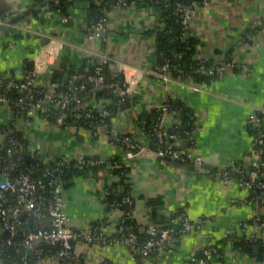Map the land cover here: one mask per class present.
I'll use <instances>...</instances> for the list:
<instances>
[{"label":"crops","instance_id":"1","mask_svg":"<svg viewBox=\"0 0 264 264\" xmlns=\"http://www.w3.org/2000/svg\"><path fill=\"white\" fill-rule=\"evenodd\" d=\"M131 1L128 8H108L107 31L104 37L93 41L87 40L86 30L102 13L98 8L85 11V0L74 2L66 14L68 21L49 9L13 24L16 33L22 36L20 39H12L16 33L5 37L10 27L0 32V74H9L14 68L31 70L27 62L44 46L39 39H31L30 34L22 31L35 30L57 40L51 45L52 54L46 56V71L36 78L39 85L50 87L47 76L64 60L73 68H80L84 63L99 62L103 56H109L111 69L125 67L121 74L128 88L124 94L128 103L111 118L109 131L101 127L95 134L82 128L60 127L41 116L13 115L7 105H0V129L13 122L27 140L28 148L37 152L46 164L58 158L93 157L107 161L95 173L75 176L64 184L62 195L69 229L92 232L97 224L109 234L116 232L125 211L112 208L106 200L107 186L111 184L116 193H127L132 198L128 215L142 231L150 226L159 228L180 210L196 222L189 233L174 236L168 250L154 252L142 263L119 242L112 245L72 242L73 254L83 261L192 264L190 256L213 246L215 253L208 264H264V226L254 223L258 217L264 221V194L247 188L242 180L253 161H264L255 151L254 137L248 130L249 117L264 105V0H206L193 10L190 32L201 41L195 58L209 61L206 74L226 59L235 64L222 76L199 84L153 77L152 30L158 14L150 5ZM30 5H35L33 0H0L1 11L17 14L20 7ZM167 100L181 103L195 123L193 128L183 131L181 117L166 113L163 125L168 140L184 152L199 156L202 160L199 167L157 158L149 137L135 122L139 115ZM82 102L96 111L109 104L93 93ZM111 134L129 135L143 149L128 158ZM3 140L0 132V143ZM115 155L121 156L120 161L128 168L125 177L113 172L116 162L109 160ZM200 219L203 221L199 222ZM37 227H50V218L42 217ZM217 241L222 244L220 253ZM236 241L259 245V254L253 248L248 253L242 247H234ZM53 254L48 252L37 264H61V259Z\"/></svg>","mask_w":264,"mask_h":264},{"label":"built area","instance_id":"2","mask_svg":"<svg viewBox=\"0 0 264 264\" xmlns=\"http://www.w3.org/2000/svg\"><path fill=\"white\" fill-rule=\"evenodd\" d=\"M52 0H47L44 4H50ZM57 2L58 0H54ZM86 1V0H85ZM111 2V3H110ZM94 0V5L96 8L100 9L102 15L99 20L90 22L86 30L87 40L93 41L104 37L107 31V17L106 11L109 4L111 6H116L120 8H128L132 5V1L127 0ZM43 4V5H44ZM71 7H74L71 6ZM89 3L86 1L84 10L88 11ZM178 10L182 12L183 19L181 23L183 24L184 30L187 32L191 29L190 18L192 15V10L178 5ZM53 12V11H51ZM56 14H62L63 21H68V16L66 14L60 13L58 10L54 11ZM17 15V12H10L7 14H0V23H7L11 18ZM15 25H10L9 33L6 38L11 36V34L16 33L14 29ZM25 29L28 26L24 27ZM23 33L30 34H42L32 30L30 32L22 31ZM58 43L56 39L49 38L46 45L41 46L31 57L32 68L29 71H25L22 68H14L8 74H0V105H7L10 103L9 98L6 93L11 90H20L25 93V96L19 98L16 101L17 106L20 107L22 111V116L34 117L41 116L44 117L51 106L56 107L58 111V116L54 121L57 126H63L66 124L65 120L70 113L77 112L80 113L84 118L92 119L94 116V109L83 105L82 99L78 97L80 92L92 88V90L102 89L105 86V78L103 75V67L108 65L111 68L110 57L103 56L102 59L96 63L93 73H86L76 71L69 78L65 84L66 91L62 94H56L53 90L46 91L43 93V97L40 100H33V92L37 86L36 78L38 75L44 73L47 69V55H51V45ZM235 66L234 62L230 59H226L221 62L220 66L215 68L214 71H210V74L215 73V75L222 76L227 70L232 69ZM167 68V64L163 66V69ZM203 70H205L203 68ZM117 73L125 72V67H121L119 70H113ZM206 71V70H205ZM152 74L160 80L170 79L166 74H161L158 71H153ZM187 80H191L190 77ZM128 88L119 91V94L124 98V94ZM118 103L122 104V101ZM163 112L166 114V107L162 108ZM101 118L99 124L95 127L93 133H97L102 127L101 124L105 122V118L110 115V111L105 107L102 110L96 111ZM45 118V117H44ZM163 118L161 117L153 127V138L155 139V155L157 158L161 159H171L176 162L184 164L186 162L193 164L196 167L202 165V160L199 156L192 155L188 152H184L178 147L174 146L172 143L165 144L168 140V136L165 132L163 125ZM264 105L257 108L256 112L253 113L249 119V124H255L257 127L256 135L254 136V144L262 145L264 143ZM9 133L4 131L2 133L3 137L7 136ZM112 140L120 144L124 151L126 157H133L138 154L142 149L138 142L132 139L130 136H123L119 138L117 135H112ZM11 146L7 148V152L10 157H13L16 153V149L22 147V142L16 138H9ZM169 141V140H168ZM170 142V141H169ZM59 162L63 165H70L73 163L75 166L81 167L85 162L82 159L79 160H69L66 158H60ZM90 164H100L107 163L106 161H101L99 159L91 160ZM108 164V163H107ZM124 165V164H123ZM264 163L260 160L253 161L246 177H242L244 185L249 189H256L264 194V179L261 177L260 170ZM115 167L119 166L116 163ZM47 167V166H46ZM15 164L8 166V168L0 171V222L1 227L5 229L9 237L3 239L0 236V248L4 246H14L15 249L20 253L24 250V254H19L18 264H30L29 261L34 258H39L41 254L40 244L45 242L50 245L51 253L56 255L61 259V264H89L82 259L78 258L73 254L72 242H86V243H98L112 245L117 242L124 244L131 253L136 256L138 263L146 261V259L154 252L166 251L167 246L170 245L171 239L175 234H185L192 231L193 226L196 222H193L185 211H179L173 214L169 218V227L160 229L156 226H150L149 231L152 233H157L159 236L157 238H150L149 240L140 242L136 234L131 231H124L123 224L120 223L117 227L119 229L118 233L109 234L106 232L101 225L93 227L92 232H83L80 230H72L67 228L68 216L66 212V201L62 195L61 179L59 176L60 172L56 168L47 167L46 173L51 176H55L54 181L49 184L52 186L51 197L46 198L41 193L38 192V187L36 183L32 180L30 173L32 170L20 173L15 179L10 177V172L14 170ZM59 172V173H58ZM122 177L126 176V173L120 174ZM227 172L224 176L227 178ZM2 176L4 178H2ZM44 187V186H41ZM130 202V198L125 196L121 201L110 202L109 205L112 208L120 209L122 203ZM122 209V208H121ZM25 213L27 217L41 218L46 216L50 218V227H37L34 229L22 228V232L19 233V226H21L24 221L20 219V215ZM128 214V212H124ZM122 221V220H121ZM203 220L200 219L199 222ZM260 218H255L254 223L258 226H264V223L260 222ZM179 224V225H178ZM178 228V229H177ZM123 230V231H122ZM59 242V248H55V242ZM215 253V248L213 246L205 247L202 256H196L193 254L189 258V262L192 264H208L213 254ZM42 257V254H41ZM40 260V259H39ZM1 264H5L0 262ZM102 264H108L104 262Z\"/></svg>","mask_w":264,"mask_h":264},{"label":"trees","instance_id":"3","mask_svg":"<svg viewBox=\"0 0 264 264\" xmlns=\"http://www.w3.org/2000/svg\"><path fill=\"white\" fill-rule=\"evenodd\" d=\"M76 0H58L55 2L54 0L51 1L52 8L51 11H59L60 13L67 14L71 6L74 5ZM89 3V11H92L93 8H96L94 5V0H86ZM109 2L112 0H108ZM131 1V0H127ZM206 0H136L134 1L137 5H150L155 8L158 14V19L155 23V27L153 28V34L155 35V64H154V71H158L161 74H166L169 78L175 79H183L187 80L188 77L195 83H205L213 79L216 75L213 74H206L205 70H208L210 67L209 61L205 60H198L195 58L196 49L198 46L201 45V41L191 35L190 30L187 32L184 30L183 24L181 23L183 16L182 12L178 10V5L183 7H187L192 11L199 5L203 4ZM44 2L47 0H33L35 5H43ZM111 3V2H110ZM109 8V4L107 9ZM10 13L9 11H1L0 14H7ZM22 36L19 34H15L12 36V39H20ZM8 43H11L8 41ZM97 62L83 64L80 68H73L66 60L62 61L56 68L52 69L50 74L47 76L50 80V87L47 84L36 86V92H33V100L37 101L43 97V93L49 90H53L56 94H62L66 91L65 84L67 82V78H69L73 73L76 71L86 72V73H93L94 67ZM167 64V68L163 69V66ZM203 68L205 70H203ZM104 75V82L105 86L102 89L92 90V88H88L85 91L80 92L78 97L83 99L86 95L91 93L94 94L97 98H103L109 101V104L106 105L108 111H110V115L105 118V122L102 127H105L109 131L110 120L114 117L121 109L125 108V105L128 103L126 96L121 98L120 94H117L122 89L127 88V84L124 80V76L121 73L114 72L108 65L104 66L103 69ZM154 78H157L153 75ZM7 97L10 100L8 104L9 110L12 112L13 115L21 114L19 106H17L16 101L25 96V93L20 90H11L6 93ZM122 101V104L118 103ZM166 107L167 113L177 115L181 117V130L187 131L195 126L193 120L186 115V109L184 106L179 102H173L172 100H167L161 106L152 108L149 112L143 113L136 118V124L147 134L150 139L151 144L156 147L155 139L153 138L152 132L155 123L161 118L164 117L166 114L163 112L162 108ZM58 111L56 107H50L49 112L44 116L48 121L52 123L56 120L58 116ZM94 116L92 119L84 118V116L80 113V116L77 112H71L68 114L65 122L66 124L62 127L64 128H78V129H86L90 131H95V127L100 123L99 120V113L94 111ZM257 127L255 124H249L248 130L253 137L256 135ZM263 127H264V120H263ZM1 133L7 131L9 134L4 137L2 143H0V171L8 166L15 164L14 170L10 172V177L15 179L20 171L26 172L30 169L32 172L30 176L32 180L36 183L38 187V192L41 193L44 197L50 198L52 192V186L49 184L51 181H54L55 176H51L50 174L46 173V168H56L60 174L59 177L61 179V186L64 187V184H69L70 180L78 175H85L87 173H95L96 170L103 166L104 163L100 164H90L91 160H96L93 157H86L83 158L85 161L81 167L75 166L73 163L70 165H63L59 162V159L51 160L49 163H44L42 157L35 151H32L28 148V142L23 136L22 132L19 131L12 123L8 124L4 128L0 129ZM123 136L129 135H119L118 137L121 138ZM112 137V134H111ZM9 138H16L22 142V147L16 149V153L13 157H10L7 148L11 146ZM170 143L168 140L165 141V144ZM255 151L258 150L261 158H264V143L262 145L254 144ZM168 159V158H167ZM121 156L115 155L109 161L113 162L119 166L114 167L113 172L121 174L126 173L128 174V168L122 164ZM107 162V161H106ZM176 162V161H174ZM260 162L264 163L263 159H260ZM181 164L180 162H176ZM181 165H190V163L186 162ZM47 166V167H46ZM112 166V165H111ZM58 172V173H59ZM261 177L264 179V165L262 166L261 170ZM44 186V187H41ZM111 184L107 186V194L106 200L110 202L114 201H121L125 196L132 198L127 194H118L115 192V186ZM263 195V194H262ZM131 204L128 202L122 203V210L128 212L131 209ZM181 211V210H180ZM179 212V211H178ZM177 213V212H176ZM171 217V216H170ZM260 222L264 223L263 218H260ZM120 223L123 224L124 231L131 230L133 231L138 240L140 242L149 240L150 238H157L159 234L152 233L149 230L142 231L140 230L139 226L136 222L127 214L124 215L122 221ZM179 225V224H178ZM97 226V224H95ZM94 226V227H95ZM169 219L165 220L163 224L159 227L163 229L165 227H169ZM27 228V227H25ZM178 229V228H177ZM19 230V233L22 232ZM119 229L116 230L115 233H118ZM123 231V230H122ZM114 233V234H115ZM113 235V234H112ZM179 234H175L174 236H178ZM0 236L5 240L9 237L8 232L1 227L0 222ZM218 245V253L222 250L221 241H217ZM234 247H242V249L248 253L252 252V244L251 242H241L236 241L233 243ZM170 245L167 246L168 250ZM42 257H44L48 252L51 253L50 245L42 242L40 244V248ZM41 254L39 258H34L29 261L30 264H37L39 259H41ZM198 256H202V253H199ZM19 253L15 249L14 246H4L0 248V262L5 264H18L19 263Z\"/></svg>","mask_w":264,"mask_h":264},{"label":"water","instance_id":"4","mask_svg":"<svg viewBox=\"0 0 264 264\" xmlns=\"http://www.w3.org/2000/svg\"><path fill=\"white\" fill-rule=\"evenodd\" d=\"M51 8H52L51 4L30 5V6H26V7H24V6L20 7L18 9V14L16 16L11 18L7 23H0V32L4 33L5 31L8 30L10 25L16 24V23H18V22H20V21H22L28 17H37L40 13H42L44 11H48ZM43 31L46 32V29H43ZM35 38L39 39L40 45H45L49 41L48 36H44L41 34H33L31 36V39H35ZM26 65H27V67L32 68V62L31 61H28ZM210 168H212V167H210ZM197 169L199 171H204L203 168H197ZM2 178H4V177L2 176ZM20 219L22 221H24V223L21 226H19V228L28 227L30 229L36 228V226L38 225V222L41 220V218L27 217L25 213H22L20 215ZM55 248H57V249L59 248V242L58 241L55 242ZM252 248H253L255 254H259V252H260L259 245H253ZM19 254L23 255L24 250H21Z\"/></svg>","mask_w":264,"mask_h":264}]
</instances>
